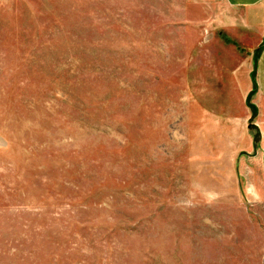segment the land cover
<instances>
[{
  "label": "rangeland",
  "instance_id": "374dc122",
  "mask_svg": "<svg viewBox=\"0 0 264 264\" xmlns=\"http://www.w3.org/2000/svg\"><path fill=\"white\" fill-rule=\"evenodd\" d=\"M224 11L0 0V264H264L260 107L206 32Z\"/></svg>",
  "mask_w": 264,
  "mask_h": 264
},
{
  "label": "crops",
  "instance_id": "0c3cea01",
  "mask_svg": "<svg viewBox=\"0 0 264 264\" xmlns=\"http://www.w3.org/2000/svg\"><path fill=\"white\" fill-rule=\"evenodd\" d=\"M222 4L225 11L206 21V32L211 37L219 35L235 47L221 53L236 63L228 82H236L245 106L260 107L259 120L254 126L262 139L257 165L264 177V110L261 109L264 107V0H222Z\"/></svg>",
  "mask_w": 264,
  "mask_h": 264
}]
</instances>
